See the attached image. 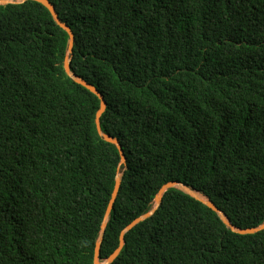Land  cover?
<instances>
[{
    "label": "trees",
    "instance_id": "obj_1",
    "mask_svg": "<svg viewBox=\"0 0 264 264\" xmlns=\"http://www.w3.org/2000/svg\"><path fill=\"white\" fill-rule=\"evenodd\" d=\"M49 1L71 55L42 4L0 5V264H94L117 174L101 262L169 181L262 224L264 0ZM109 264H264V229L172 187Z\"/></svg>",
    "mask_w": 264,
    "mask_h": 264
},
{
    "label": "water",
    "instance_id": "obj_2",
    "mask_svg": "<svg viewBox=\"0 0 264 264\" xmlns=\"http://www.w3.org/2000/svg\"><path fill=\"white\" fill-rule=\"evenodd\" d=\"M27 0H19V1H13V0H0V5H6V4H10V3H22L25 2ZM32 1H36L40 4H42L45 8H47V10L49 11V13L51 14L53 20L55 21V23L60 26L63 30H65V32L68 34V46H67V53L68 54H72V50H73V44H74V35L72 33V30L70 29V27L62 22L54 8V6L51 4V2L49 0H32ZM63 68L64 71L66 73L67 76H69L73 81H75L76 83L82 85L83 87H85L86 89H88L90 92H92L93 94H95L99 101V108L95 114V125H96V130L98 132V134L107 142L112 143L116 146L119 155H120V162H119V167L122 164H125L126 162V157L124 155L122 146L120 145V142L117 138L111 137L107 134H104L101 131V126H100V117L102 115V113L104 112L105 108H106V102L104 99L103 94L92 84L88 83L86 80H84L83 78L79 77L78 75H76L75 73H73L70 69V57L67 55L64 58V62H63ZM119 170V169H118ZM121 185V175L117 174L114 180V186L112 189V192L110 194V199L108 201L106 210H105V214H104V219L103 222L101 224V233L100 236L98 238V240L96 241L95 247H94V254H93V263L94 264H109L111 263L119 254V252L121 251L123 245H124V234L128 231H130L134 226H136L138 223L144 221L145 219L149 218L150 216H152V214L154 213V211L157 209V207L160 205L161 201H162V197L163 194L165 193V191L169 188H177L181 191H183L184 193L190 195L191 197L197 199L198 201L202 202L203 204H205L206 206H208L209 208H211L215 213L218 214V216L220 217V219L222 220V222L228 227L230 228L232 231L237 232L239 234H253L256 233L260 230L264 229V222L262 224H260L257 227H249V228H237L234 227L229 220L227 219V217L225 216V214L210 200H208L207 198L203 197L202 195H200L198 192L192 190L191 188H189L188 186H186L185 184L181 183V182H176V181H169L165 184H163L160 189L158 190L157 194L154 197V206L151 210H149L148 212L136 217L134 220H132L129 224H127L120 232L119 235V243L118 246L115 248V250L108 256V258L104 261L101 262L99 259V254H100V247H101V241L103 238V234H104V230L106 227V222L107 219L113 209V205L114 202L116 200L119 188ZM200 195V196H199Z\"/></svg>",
    "mask_w": 264,
    "mask_h": 264
},
{
    "label": "rangeland",
    "instance_id": "obj_3",
    "mask_svg": "<svg viewBox=\"0 0 264 264\" xmlns=\"http://www.w3.org/2000/svg\"><path fill=\"white\" fill-rule=\"evenodd\" d=\"M13 1H19V0H13Z\"/></svg>",
    "mask_w": 264,
    "mask_h": 264
},
{
    "label": "bare ground",
    "instance_id": "obj_4",
    "mask_svg": "<svg viewBox=\"0 0 264 264\" xmlns=\"http://www.w3.org/2000/svg\"><path fill=\"white\" fill-rule=\"evenodd\" d=\"M200 196V195H199Z\"/></svg>",
    "mask_w": 264,
    "mask_h": 264
}]
</instances>
